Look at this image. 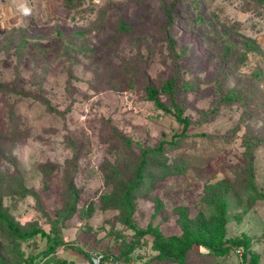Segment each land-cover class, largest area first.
<instances>
[{
    "label": "rangeland",
    "instance_id": "rangeland-1",
    "mask_svg": "<svg viewBox=\"0 0 264 264\" xmlns=\"http://www.w3.org/2000/svg\"><path fill=\"white\" fill-rule=\"evenodd\" d=\"M72 1L0 0V264H264V0Z\"/></svg>",
    "mask_w": 264,
    "mask_h": 264
},
{
    "label": "trees",
    "instance_id": "trees-1",
    "mask_svg": "<svg viewBox=\"0 0 264 264\" xmlns=\"http://www.w3.org/2000/svg\"><path fill=\"white\" fill-rule=\"evenodd\" d=\"M64 1H65L66 8L69 10H72L73 5L71 3L73 1L72 0H64ZM161 94H166L169 96V98L171 100V107L172 108H170V109L164 108L163 104L160 102V95ZM147 95H148V99L153 101L159 109H161L164 112H166L167 114H171L175 117V119L181 124V126H183V131H182L183 135H185L188 132L189 128L191 127V122L184 115L183 110L179 107V105L177 104V102L175 100V83L173 81L166 82V84L162 87L161 90H157L155 88L148 87L147 88ZM233 100H234L233 95L232 96L226 95L225 97L221 98L220 102L222 104V103H226V102H232ZM163 136H164V138L162 139V141L160 143L159 150H164V149H166L167 145H174V143H175L173 139L169 140V139H166V135H163ZM146 165H147V159L144 156V159L142 160V163L139 166V171L141 172L142 168ZM139 176H141V174H139ZM250 181L254 182V175H253V171L251 168H250ZM253 187H254V183H253ZM129 195H130V193H129ZM0 219H3L7 222L10 230H12L13 232H17V229L12 225V222L10 221V219L1 212H0ZM43 235L47 238V245L48 246H47V250L45 253L46 255L53 254L58 247L63 245L59 242L58 243H51V237H49L45 234H43ZM197 245H203L207 248V250H212V251L220 250L213 245H210V244L205 245L203 243L190 244L188 247H186V249L193 248L194 246H197ZM65 247L66 248H72V246H69V245H65ZM238 250H241V249H238ZM91 261L93 264H100L101 263V262H99V263L94 262L92 258H91Z\"/></svg>",
    "mask_w": 264,
    "mask_h": 264
},
{
    "label": "built area",
    "instance_id": "built-area-1",
    "mask_svg": "<svg viewBox=\"0 0 264 264\" xmlns=\"http://www.w3.org/2000/svg\"><path fill=\"white\" fill-rule=\"evenodd\" d=\"M237 253H238V254H242V253H241V250H238ZM92 259H93V261L96 262V263H99V262H100V260H98L97 257H94V258H92Z\"/></svg>",
    "mask_w": 264,
    "mask_h": 264
}]
</instances>
